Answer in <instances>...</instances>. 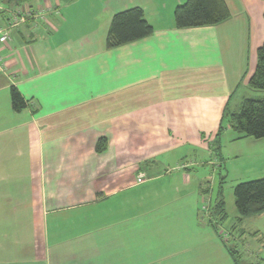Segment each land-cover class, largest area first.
I'll return each mask as SVG.
<instances>
[{"label": "crops", "instance_id": "1", "mask_svg": "<svg viewBox=\"0 0 264 264\" xmlns=\"http://www.w3.org/2000/svg\"><path fill=\"white\" fill-rule=\"evenodd\" d=\"M185 1L28 3L44 17L0 52V264L264 263V227L243 228L264 213L230 228L228 218L209 221L205 188L191 174L199 149L222 158L224 137L236 149L256 144L223 118L241 88L231 112L262 97L249 81L264 43V0H225L228 20L177 28ZM137 6L153 33L108 49L114 14ZM13 85L27 102L21 112ZM224 231L228 243L253 234L261 248L242 254L229 243L233 257Z\"/></svg>", "mask_w": 264, "mask_h": 264}, {"label": "trees", "instance_id": "2", "mask_svg": "<svg viewBox=\"0 0 264 264\" xmlns=\"http://www.w3.org/2000/svg\"><path fill=\"white\" fill-rule=\"evenodd\" d=\"M32 0H0L4 6H21ZM2 13V12H1ZM231 12L225 0H186L178 5L174 11L177 28H193L213 26L228 20ZM154 27L145 19L141 7H132L114 14L106 46L108 49L122 46L150 36ZM249 86L254 90H264V43L258 49L257 66L249 81ZM13 109L21 112L27 107V102L19 89L12 86L10 89ZM229 128L239 134V137H254L264 139V97L246 98L237 112H228ZM221 126L219 132H223ZM219 133V135H220ZM107 140L101 138L97 144V151L106 149ZM235 205L238 212L235 226H239L244 218L264 213V177L238 183L234 188ZM211 218L223 222L228 218L224 199L219 192L216 203L211 207ZM226 239V238H225ZM225 245L234 257L235 250L227 240ZM252 264H264L262 262Z\"/></svg>", "mask_w": 264, "mask_h": 264}, {"label": "rangeland", "instance_id": "3", "mask_svg": "<svg viewBox=\"0 0 264 264\" xmlns=\"http://www.w3.org/2000/svg\"><path fill=\"white\" fill-rule=\"evenodd\" d=\"M243 91L242 88L238 91L239 95L237 94L235 96L227 112L235 110L234 101L242 95ZM252 92L256 95L261 94L262 97H264V90H252ZM223 119L225 122L228 121L227 115ZM208 136L209 133L203 138L208 139ZM250 138H252L256 144H253L252 141L247 139L240 143L238 149H236L237 143L224 137L223 143L227 148L222 152V158L219 156L216 157V153L212 154L211 152L200 151L201 149L193 154V158L197 161V163L193 164L191 167V169H193L191 172L194 179L193 183H201L203 188H205L204 199L207 202L205 201L203 212H205V214L206 212H210L211 207L216 203L219 192H221L228 213V219L225 221L226 223H224L226 228H230L229 225L232 222H236L235 218L237 217L236 215H238L234 196L235 186L240 182L264 177V143H259V139L257 138ZM261 140V142H264V139ZM210 158L213 160H216L217 158L216 165L211 164ZM202 161H204V164L201 163ZM207 215L208 214L205 216L206 218ZM252 220L253 221L249 222V224L244 225L243 228H246L247 231L253 233L255 230L252 231V229H256L259 226L264 227V220L256 217ZM225 234L227 233L225 232ZM240 237L242 238L240 240H229L230 245L236 248L240 253H246L248 245L252 248H255V246L261 248L257 245L258 242L254 239L253 234L246 233L244 236ZM244 244H247V246L245 247Z\"/></svg>", "mask_w": 264, "mask_h": 264}, {"label": "built area", "instance_id": "4", "mask_svg": "<svg viewBox=\"0 0 264 264\" xmlns=\"http://www.w3.org/2000/svg\"><path fill=\"white\" fill-rule=\"evenodd\" d=\"M0 11L3 12L5 21L0 24V52L5 44L12 42L14 39V32L21 26L30 23L32 20H37L40 17H44L43 10L35 8L32 5L25 4L21 6H0ZM48 12L56 13V10L52 8L47 10ZM5 64L3 62V56L0 54V71H5ZM144 175L140 174L139 179L143 178ZM222 237L225 239L227 234L222 233Z\"/></svg>", "mask_w": 264, "mask_h": 264}]
</instances>
